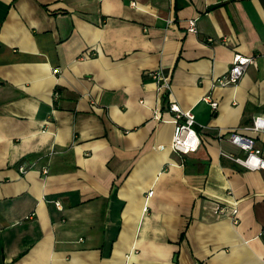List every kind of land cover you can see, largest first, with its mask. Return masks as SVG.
Here are the masks:
<instances>
[{"label":"crops","instance_id":"1","mask_svg":"<svg viewBox=\"0 0 264 264\" xmlns=\"http://www.w3.org/2000/svg\"><path fill=\"white\" fill-rule=\"evenodd\" d=\"M258 115L264 0H0V264H264V171L228 140Z\"/></svg>","mask_w":264,"mask_h":264},{"label":"built area","instance_id":"2","mask_svg":"<svg viewBox=\"0 0 264 264\" xmlns=\"http://www.w3.org/2000/svg\"><path fill=\"white\" fill-rule=\"evenodd\" d=\"M188 32L197 33L195 27V20L188 21ZM255 60L252 57H242L240 55L235 56L229 71L219 78L214 79L212 82L213 86H233L236 85L239 80L245 74L247 67L250 64H254ZM55 74L58 70L53 71ZM160 71L153 72L151 77L155 80H162ZM158 89L169 90V85L167 82L163 81L159 84ZM58 96V93H55ZM203 101L209 103L212 109H216L217 103L212 101L210 97H205ZM170 112L174 113L173 124V136L171 141V150L176 154L186 155L189 153L196 152L200 146V138L195 130V117L191 111H182L175 104H171L169 107ZM245 132L259 133L264 132V115H258L252 119V123L249 127L241 129L231 130L228 136V140L233 145L237 146L244 155L242 157H232L229 158L240 166L248 170H262L264 171V159L261 156V150L255 146L254 139L245 134ZM152 194V191L148 193ZM57 207H60L58 202H55ZM225 212L223 207L216 205L214 207V214L221 215ZM236 210L231 211V216L236 222Z\"/></svg>","mask_w":264,"mask_h":264}]
</instances>
